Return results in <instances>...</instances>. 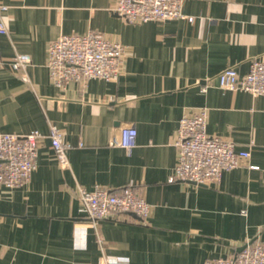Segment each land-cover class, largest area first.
Wrapping results in <instances>:
<instances>
[{
	"label": "crops",
	"instance_id": "obj_1",
	"mask_svg": "<svg viewBox=\"0 0 264 264\" xmlns=\"http://www.w3.org/2000/svg\"><path fill=\"white\" fill-rule=\"evenodd\" d=\"M116 0H0V132L40 133L36 166L19 187L0 186V264H204L264 242V96L218 87L234 66L247 73L264 60V0H183L194 17L129 23ZM99 31L124 46L117 81L91 78L56 87L45 66L47 44L64 34ZM31 57L30 85L8 66ZM208 109L206 133L250 155L208 185L169 182L178 160L183 114ZM57 126L69 168L53 153ZM137 134L127 151L109 142L122 126ZM257 166L256 169L250 166ZM79 186L130 187L151 209L93 223ZM244 211V213H243Z\"/></svg>",
	"mask_w": 264,
	"mask_h": 264
},
{
	"label": "built area",
	"instance_id": "obj_2",
	"mask_svg": "<svg viewBox=\"0 0 264 264\" xmlns=\"http://www.w3.org/2000/svg\"><path fill=\"white\" fill-rule=\"evenodd\" d=\"M183 0H116L113 11L129 23L149 21H170L194 17L182 12ZM7 9L0 5V34H7L2 12ZM124 46L112 41L103 33L89 30L84 34H64L47 44L45 66L56 87H65L73 81L86 82L91 78L117 81L121 73ZM3 63L0 56V65ZM31 57L15 53L9 60V68L18 73L21 80L30 85L27 69ZM218 87L230 91H244L254 96H264V60H250L247 73L239 75L236 67L223 69L216 76ZM208 109L200 107L191 115L183 114L179 120L175 145L178 160L169 182L181 181L195 185H208L220 180L223 171L240 165L249 157L247 150H236L232 141L206 133ZM137 131L133 125L122 126L118 137L109 144L120 146L127 151L134 146ZM40 133L37 130L26 134L0 132V186L19 187L27 183L36 166ZM49 138L54 156L62 169L69 168L66 154L69 145L63 142L62 133L50 125ZM256 169L257 166H250ZM77 199L86 216L96 223L99 220L121 214H135L146 218L151 205L130 187L119 191L96 186L87 190L77 189ZM244 213V211H243ZM95 264H110L103 257ZM204 264H264V242L246 243L243 250L229 257L207 260Z\"/></svg>",
	"mask_w": 264,
	"mask_h": 264
},
{
	"label": "water",
	"instance_id": "obj_3",
	"mask_svg": "<svg viewBox=\"0 0 264 264\" xmlns=\"http://www.w3.org/2000/svg\"><path fill=\"white\" fill-rule=\"evenodd\" d=\"M250 243H251V242H250ZM245 246H246V244H244L243 246L239 247V248H238V252L241 251V250H243V249L245 248Z\"/></svg>",
	"mask_w": 264,
	"mask_h": 264
}]
</instances>
